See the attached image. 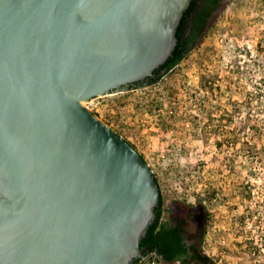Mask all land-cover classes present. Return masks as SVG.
<instances>
[{
  "label": "water",
  "instance_id": "95a60500",
  "mask_svg": "<svg viewBox=\"0 0 264 264\" xmlns=\"http://www.w3.org/2000/svg\"><path fill=\"white\" fill-rule=\"evenodd\" d=\"M191 0H0V264H132L160 186L87 106L163 65Z\"/></svg>",
  "mask_w": 264,
  "mask_h": 264
},
{
  "label": "rangeland",
  "instance_id": "374dc122",
  "mask_svg": "<svg viewBox=\"0 0 264 264\" xmlns=\"http://www.w3.org/2000/svg\"><path fill=\"white\" fill-rule=\"evenodd\" d=\"M87 106L148 161L166 217L177 200L203 208L200 248L211 264H264V162L251 173L248 151L264 147V130H255L264 127V0H226L159 82ZM248 205L257 209L251 220Z\"/></svg>",
  "mask_w": 264,
  "mask_h": 264
},
{
  "label": "trees",
  "instance_id": "16d2710c",
  "mask_svg": "<svg viewBox=\"0 0 264 264\" xmlns=\"http://www.w3.org/2000/svg\"><path fill=\"white\" fill-rule=\"evenodd\" d=\"M219 1L220 0H191L177 28L176 47L172 55L161 66L165 68V71L155 72V76L150 77L147 85L159 82L166 73L176 67L199 44L209 25V18L214 9L218 6ZM255 130H264V127L256 124ZM241 137H243V135ZM248 151L251 153V159H249L250 163L254 165V169L251 173L257 174L255 172V167L260 166V164L264 162V147H251ZM156 180L158 181L157 176ZM242 192L247 199H252V188L247 189L243 186ZM163 205L164 202L160 188V203L159 207L156 208V211L159 209L157 219L149 225L140 243L142 247H148V250L144 253L143 257L135 259L132 264H138L143 261L148 254H152V259L155 258L164 264L176 262L178 264H190L191 261H194L195 264H211L208 257L202 254L201 246H198V237L196 235L189 232L187 236L188 240H186L187 231L192 230L191 226L190 228L187 227V223L192 222L195 224L201 220V215L198 213L199 209L195 206H191L188 214H186V218L180 219L176 225H173L170 221L159 222ZM246 209L248 213L243 215V218L246 219L248 217L251 220L254 214H256L257 209L252 205L246 206ZM251 237L253 238V234H251ZM149 263H151V261Z\"/></svg>",
  "mask_w": 264,
  "mask_h": 264
},
{
  "label": "flooded vegetation",
  "instance_id": "af4514ba",
  "mask_svg": "<svg viewBox=\"0 0 264 264\" xmlns=\"http://www.w3.org/2000/svg\"><path fill=\"white\" fill-rule=\"evenodd\" d=\"M225 1L226 0H220L218 2V6L214 9L212 15L209 18V25H210L211 21L213 20L214 16L221 10V8H222V6H223ZM209 25H208V27H209ZM208 27H207V29H208ZM158 71L159 72H164L165 68L160 67L155 72L157 73ZM155 72L151 76H155V74H156ZM151 76H149V77H147V78H145L143 80L131 82V83L127 84V85H124L122 87V89L123 90L124 89H133V88H139V87H142V86H147V82L149 81ZM157 207H159V205ZM190 208L191 207L187 206L186 203L180 202L179 200L175 201L173 204L171 202L169 207H168L169 214L166 217L165 213L167 211V208L165 207V205H163L159 222L162 223V222H165V221H170V222L173 223V225H176L177 222L180 219L186 218V214H188V211H189ZM200 210L201 211L199 213H200V215L202 217L204 215L203 211H202L203 208H200ZM158 211H159V209H158ZM158 211H156V218L155 219H157ZM202 223H203L202 220H201V223H200V220H199V223H198L197 226L194 225V223H192V222L187 223V227L190 228V226H191L192 230L187 231L186 237L189 235V232L191 234H193V235H196L198 237V246H200V241H201V230H202L201 226H202ZM186 240H188V237L186 238Z\"/></svg>",
  "mask_w": 264,
  "mask_h": 264
},
{
  "label": "built area",
  "instance_id": "2783aa9c",
  "mask_svg": "<svg viewBox=\"0 0 264 264\" xmlns=\"http://www.w3.org/2000/svg\"><path fill=\"white\" fill-rule=\"evenodd\" d=\"M86 104H87V103H86ZM143 259H144V258H143ZM151 264H159V262H158L157 259L153 258V259L151 260Z\"/></svg>",
  "mask_w": 264,
  "mask_h": 264
}]
</instances>
